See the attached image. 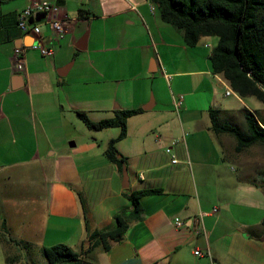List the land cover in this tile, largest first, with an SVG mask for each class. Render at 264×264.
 Segmentation results:
<instances>
[{
	"label": "crops",
	"instance_id": "crops-1",
	"mask_svg": "<svg viewBox=\"0 0 264 264\" xmlns=\"http://www.w3.org/2000/svg\"><path fill=\"white\" fill-rule=\"evenodd\" d=\"M32 1L0 2V230L4 220L12 237L39 251L56 243L78 249L92 230L111 228L115 212L131 208L127 192L158 187L140 198L143 218L108 250L94 248L92 262L264 264V188L238 177L226 151L230 137L215 134L209 115L210 107L231 115L260 106L246 105L236 92L238 104L227 101L230 83L209 58L218 37L186 45L150 0H55L64 30L41 20L38 36L17 24ZM80 6L88 13L78 15ZM39 39L52 54L31 47ZM134 107L141 111L127 118L116 143L125 156V187L104 153L119 127L85 137L75 110L97 120ZM0 241L9 253L34 255H21L23 247L7 235Z\"/></svg>",
	"mask_w": 264,
	"mask_h": 264
},
{
	"label": "trees",
	"instance_id": "trees-1",
	"mask_svg": "<svg viewBox=\"0 0 264 264\" xmlns=\"http://www.w3.org/2000/svg\"><path fill=\"white\" fill-rule=\"evenodd\" d=\"M150 1L155 3L162 20L182 31L186 45H194L203 35L217 36V43L209 54L212 70L221 73L240 97L253 96L261 102L259 108H239L243 115L241 123L229 119L225 115L227 110L210 107L211 128L215 134L231 135L235 152H242L255 143L264 145V0ZM77 13L81 16L88 11L80 6ZM75 111L90 129L119 127V132L108 140L104 153L121 170L125 156L118 150L116 143L126 135L127 118L140 112L141 107L116 108L112 116L97 120L92 119L86 110ZM238 177L244 179L240 173ZM244 180L256 186H264V179L258 181L252 177ZM160 191L161 188L151 187L127 192L131 208L115 212L114 225L107 229L92 230L88 234V242L78 249L66 243L43 246L41 251L48 264H95L90 259V252L96 247L108 250L113 242L122 239L130 224L143 218L141 196ZM81 201L85 205L84 200ZM2 224L0 239L7 235V239L14 244L26 249L31 247L29 242L12 237L4 220ZM16 259V255L6 253L5 264H11Z\"/></svg>",
	"mask_w": 264,
	"mask_h": 264
},
{
	"label": "rangeland",
	"instance_id": "rangeland-1",
	"mask_svg": "<svg viewBox=\"0 0 264 264\" xmlns=\"http://www.w3.org/2000/svg\"><path fill=\"white\" fill-rule=\"evenodd\" d=\"M48 1L49 2L51 1V3L55 2V0H48ZM75 68H77V66ZM75 71L76 70L73 69L72 71L68 72V74H66V78H68L69 81H71V78H75V75H74ZM227 101H229L230 104H236V105L239 102L234 94H231L230 96H228ZM243 101L248 106H252L253 104L259 105L260 107L262 106L261 102L253 96L243 97ZM227 116L229 119H231L232 121L236 123L243 122V115L240 110L234 111L231 115H227ZM78 118L80 119L81 122H83L79 116ZM83 124H84L83 130H84L85 137L90 136L91 132L93 133L96 132L95 131L96 129L88 128L84 122ZM228 136L230 137L231 143L230 142L226 143V146H227L226 151L228 153L230 152L229 156L231 157V159H233V161L236 164V169H237L236 171H238V173H240V175L244 179L252 178V177L257 179L258 181H261L262 179H264V145L255 143L247 147L242 152H235L232 148L233 143H234V138L229 134ZM70 140H73V138L67 139V144H69ZM80 145H81V139L80 140L78 139L77 147L72 146L68 148H70L69 150H74L75 148H78ZM248 183H251V182L246 181V184ZM262 187L264 188V186ZM32 246L29 247V249L25 248L28 251H25V249L22 248L19 252L21 253V255L24 256L27 254V252L31 251L34 253V255H27L25 258H22L20 256H17L16 254H13L17 256V259L11 264H48L47 259L42 253V251L36 250L35 247H32ZM96 248L98 249L100 247H96ZM6 253H9V252L7 251V248L4 246V244L0 241V264H5ZM9 254H12V253H9ZM91 256L92 255L90 254V257Z\"/></svg>",
	"mask_w": 264,
	"mask_h": 264
},
{
	"label": "built area",
	"instance_id": "built-area-1",
	"mask_svg": "<svg viewBox=\"0 0 264 264\" xmlns=\"http://www.w3.org/2000/svg\"><path fill=\"white\" fill-rule=\"evenodd\" d=\"M44 13V17L37 20L36 16L39 13ZM29 19L32 21L29 22ZM48 22L49 25L57 30L58 32L62 33L64 30V19L58 18L55 16V8L54 5L49 2L48 0H34L28 5H26L18 14L17 24L18 26L24 31H33L35 34H39L40 28L38 26L39 21ZM39 36V35H38ZM31 47L39 49L40 53L43 55L52 54V48L49 46H45L42 41L39 39L30 44ZM14 54L16 57V67L18 69H22L24 67V57H23V49L20 46H16L14 48ZM226 94H233L235 91L231 86H229L226 91ZM181 97L175 99V105L178 107L181 103ZM166 151H170V147H166ZM176 158H173L175 161ZM175 223L176 225H181L183 221L180 217L175 216ZM195 253H200V249L197 248L194 250Z\"/></svg>",
	"mask_w": 264,
	"mask_h": 264
},
{
	"label": "water",
	"instance_id": "water-1",
	"mask_svg": "<svg viewBox=\"0 0 264 264\" xmlns=\"http://www.w3.org/2000/svg\"><path fill=\"white\" fill-rule=\"evenodd\" d=\"M43 17H44V13L41 12V13L37 14L36 19L39 20V19H41ZM31 21L32 20L29 19V22H31ZM77 45H78L79 48H84L85 47V37L80 39V41L78 42ZM66 70H67V67L65 68L63 73H65ZM121 173H122V185L127 187L128 184H129V177H128L126 164L122 165Z\"/></svg>",
	"mask_w": 264,
	"mask_h": 264
}]
</instances>
